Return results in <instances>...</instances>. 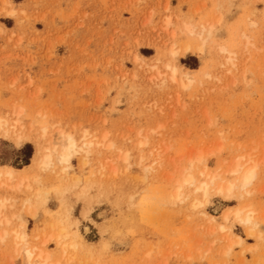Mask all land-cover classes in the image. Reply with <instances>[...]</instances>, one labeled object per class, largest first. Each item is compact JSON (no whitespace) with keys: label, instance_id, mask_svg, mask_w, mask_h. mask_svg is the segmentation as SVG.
<instances>
[{"label":"rangeland","instance_id":"374dc122","mask_svg":"<svg viewBox=\"0 0 264 264\" xmlns=\"http://www.w3.org/2000/svg\"><path fill=\"white\" fill-rule=\"evenodd\" d=\"M18 115L32 139L47 130L43 145L94 144L41 173L35 144L0 141V166L37 179L0 191L10 230L51 264H264V0H0V120ZM255 151L263 167L241 204L212 192L195 211L203 197L179 191L189 157L208 160L202 183ZM24 246L0 243V264H25Z\"/></svg>","mask_w":264,"mask_h":264},{"label":"bare ground","instance_id":"6f19581e","mask_svg":"<svg viewBox=\"0 0 264 264\" xmlns=\"http://www.w3.org/2000/svg\"><path fill=\"white\" fill-rule=\"evenodd\" d=\"M14 12H11L9 16H13ZM167 26H170L168 23ZM185 31L190 36H197L202 40V38L208 34L211 35V30L206 31L202 30L200 33L196 34V29L193 26H185ZM191 48L185 46L181 52L172 51V57L176 58L178 56L185 57ZM199 52H203V48L199 49ZM177 70H172V81H175ZM190 84L193 80L188 79ZM188 89V87H185ZM21 115H18L15 118H6L0 120V141H9L14 143L16 146L21 147L25 143H33L37 147L36 155L32 161V171H38L41 173L48 172L52 170L56 164L59 166H68L70 165L73 158L78 154L89 155L94 144L88 141L87 135L83 137L82 140L78 141L72 135H62L60 133V138L53 145H43L42 140L46 138L47 130H43L42 140H35L32 137L25 134V129L20 121ZM259 153L255 151L254 154L248 156H242L237 160L232 170L227 173H219L215 175H209L208 173H201V176L206 179V181L200 183L198 182L195 172L201 168L206 169L208 160L204 157H189V167L188 175L185 176L183 182L179 185V191H184L187 189H193L195 195H201L203 197V202L196 201L197 203L193 204V209L199 210L202 207L209 204V199L211 193L215 192V195L223 198L228 202H237L241 204L246 197L250 196V189L255 186L256 182L259 180V173L263 167V162H260ZM63 173H66L65 167L63 168ZM21 171H16L9 167L0 166V191L7 190L14 193L21 192L22 189H25L26 192H33V185H36V177L25 178L24 176L19 175ZM231 175L234 179L230 182L225 179L227 175ZM32 182L34 184H32ZM76 183H79V180H76ZM200 183V184H198ZM178 192L176 199L181 200L184 198L182 193ZM40 196V193H38ZM12 200H0V243H4L10 237H13V240L16 242H22L25 246L23 249L24 253V262L25 264H51L53 259L50 254L44 250H40L37 247L33 246L25 233H19L18 230H10L13 226L14 218L7 216V211L10 207V202ZM46 202V199H43ZM31 201H26L25 204H30ZM32 208V206H30ZM250 208H240L235 213V218L237 221L247 230L248 236L255 238L259 236L257 225L255 221V213L249 210ZM29 215L31 218L36 217V213H33L32 210H29ZM225 230L224 228L222 229ZM39 238H37L38 240ZM62 239V237H59ZM67 238H65L66 240ZM237 245H241L240 238H235ZM49 240H52L50 238ZM78 240V238H77ZM79 241L80 238H79ZM233 242V239H231ZM48 241L44 242L46 244ZM81 246V242L77 243ZM73 250L77 249V245L74 244L72 247Z\"/></svg>","mask_w":264,"mask_h":264}]
</instances>
